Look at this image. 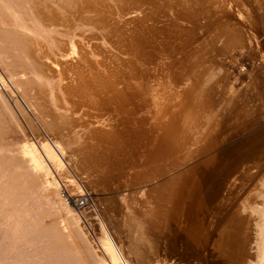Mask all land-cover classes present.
I'll use <instances>...</instances> for the list:
<instances>
[{
    "label": "bare ground",
    "instance_id": "bare-ground-1",
    "mask_svg": "<svg viewBox=\"0 0 264 264\" xmlns=\"http://www.w3.org/2000/svg\"><path fill=\"white\" fill-rule=\"evenodd\" d=\"M109 1L110 0H0V51H7L11 54V56L13 54V56H15L14 61L15 58L17 60L14 62L12 57H8L12 61L7 62L6 60L5 62L4 58H2V55L0 59L2 61L1 63L4 65L3 68L5 67L7 73L13 77L15 84L21 88L25 98L30 101V106H36L41 112L55 111L59 113L58 116H55L56 118L51 123H48V127L50 129L58 130V133L61 135L59 137L55 136V139H52L53 137L50 136V138L46 135L47 137L41 136V138L37 136L39 139L34 137L36 140H31V137L28 138V140H25L24 138L26 135L21 133L22 136H25L23 138L20 137L21 141H19L20 144L18 146L13 144L14 141L13 143H8L6 137L11 133L10 129L7 128L8 123L6 124V121L4 120L9 117V120H13L12 123L15 122L14 125H16V122H19V120L16 121L14 116V111L17 110L12 108V111L10 105L8 104L9 101L7 103L5 100L6 97L4 98L3 93L0 91V108L5 113L4 116H7L5 119L3 116L0 117V264H212L213 259H215V257H212V255H210L208 252L210 244L212 249L215 246V240H212L209 236L211 227H207L204 229V231H199V235L197 236V228H193V223L190 225H184L183 221L180 220L181 208H179V205L181 206L184 199L185 182L183 180L185 179L183 173L179 172L181 164L178 161L174 163L168 170L172 171V175L166 178V180L163 181L160 186L162 190L161 194L163 195L161 198L163 201H165L168 207L165 209V216H167V240H165L162 245L156 246L155 248H152L149 245L150 239L148 238L146 239V243H148L147 245L149 246H146L148 249L145 248L146 250L144 251L142 248L138 247V242H136L137 245H135L136 243H132L128 246H125L124 243L120 242L116 245L114 243L115 241L112 242L105 229H103L104 227L102 228V226L99 227V237L95 235L97 241H95L94 244L93 238H91L92 240L89 239L88 232L86 233V231H84L78 214L73 208L67 206L65 201L58 195V188L60 185L55 179V175H53L52 171H57L62 175L61 172L64 168V160H62L61 155L65 153V146L63 142L67 144L69 143V146L72 142H75L70 141L71 139L69 138L68 133H61L60 124L62 122L70 123L72 128L75 126L80 127V125H83L85 128H87V133L84 132V138L87 139L85 141H91V143L95 146L101 147V151L103 152L102 155H105V162H107L106 156L111 152L116 151L113 147V136L107 135V133L91 125L90 122L87 124L88 122L85 121L86 125H79L77 121L80 120V118L75 117L78 116V114L79 117L81 114L91 116L90 110H96L100 113V115L109 113L112 115L113 120L115 119V122H122L130 120V118L135 119L137 116L136 114L140 112L139 110H142L148 106L147 100H145V98L143 99L141 96L142 94H145V88H143V92L141 93L140 90H142V88L138 90L139 96L137 97V101H139L136 102L135 105L132 104V106L129 105L131 102L129 99L131 98L130 96L133 95L130 94L134 88L130 89V92L127 91L126 93H129L130 98L128 97V100L126 101L130 102L127 106L124 104V99H126L124 97V91H126V89H120L132 86L130 82H125V86L124 84H122L121 87L118 86L119 83L121 84V82H123L121 80L123 79L124 75L119 74L121 76L119 77L118 73L120 71V66L122 65L121 63L125 61L124 57L123 59L122 57H119V61L124 60L123 62H103L102 60L93 57V52L97 50L95 48H98V46L103 44L106 40H109L108 42L112 40L115 43L120 44L121 41L124 39L127 40L129 38L128 41L130 43H134L132 44V46L134 45L133 47H135L136 42L142 43V39L140 38V40H137V36L132 34L129 30L128 32H130L132 35H128L126 37L123 35L122 37L121 26L119 28L120 30L116 27V21L118 19L120 22V19L123 16L129 17L133 15L134 10L129 11V5H127L128 10H126L127 8H124V5H126L128 1L118 0L117 4V2H115L116 0H113L114 3L117 4H114L115 6H112L111 4L109 5ZM134 1L135 2L133 3H136V9L140 8L141 6L144 7V4L147 8V13L144 14L146 15L145 19H147L148 23L146 24L144 19V23L142 22L143 25L146 24L143 31L144 35H142L145 36L146 34L145 41L147 47L149 46L151 48H157L161 43L163 44V42L167 44L169 40L167 39L168 41H166V37H169V35L167 36V31L169 32V29L170 31L174 29L173 32L177 30L181 33L179 34L177 31H175V33L179 34L177 37L173 33L175 37H173V43L170 41V43L173 44L171 50L168 48V46L164 49H161L158 55L160 56V60H158V64L160 63V66L145 67V65H153V62H134L136 63L135 68H133L135 70H132V68H130L131 65H129L131 71L129 69L128 70L130 72L134 71V74L131 73L130 77L132 75L133 79H136V81L140 82L143 81V78L147 77V80H145L149 81L147 84L152 81L156 83L157 80L160 81L163 78L166 79L163 88L161 87L162 89L160 90V92H162L160 95L161 97L163 95L164 100L162 103L158 102L161 105L159 106L158 110H155L156 120L158 123L172 124L175 121L177 122L179 118L182 120L184 118L182 121V126H186L187 123H199L202 128L205 129V127L213 123L217 112L215 111L216 108L213 107L212 110H207L205 114L201 115L193 108L194 102L196 106L201 108L200 101L195 99V95L189 98V95H192L195 92L194 86L199 81V73L196 71L194 65V62H197L198 59H195L189 65H185V62H190V53L193 51L192 45L197 41V38L195 39L193 36V31L198 29L205 31L206 29H209V23H213V20H218V29H222V31L219 30L220 32L215 35L213 34V36L211 34V36L209 35L210 37L208 39H210V42L213 43L211 46V51H213V53L210 51L208 58H202L200 59V62H206L209 60V58L211 61L213 59L215 61L217 56H223V58H227L228 55H230L229 57L233 59L234 62L236 59L240 58H242V60L246 59L249 62H253L250 59L254 57L252 56L249 58L250 54H252L249 51L252 50L255 51V54L258 52V54H260L259 57L261 56V59L264 60V0ZM131 4L130 6L132 7ZM164 6H166L169 11H167V9L165 11V9L162 8ZM227 14H232L233 17L235 16L234 18L237 19L236 22H240L241 25L247 26L244 28L249 27L250 33H247L249 36L247 35L248 37L246 39H244L239 34V32L234 29L235 26L232 27V24L229 23L230 21L228 19H224ZM137 16L139 15L137 14ZM143 17L145 16L143 15ZM225 18H227V16ZM258 21L263 23V29L259 27ZM180 22L181 24L185 23L186 25H189L188 28L186 25L185 27L181 26ZM127 23L125 22V24ZM123 27L127 28L128 26ZM223 29H228V31H225L224 33ZM189 31H191L192 34ZM133 32L135 33V31ZM137 33L138 32H136V34ZM201 33L203 36H205L204 32ZM176 39L180 41H176ZM108 42H105V45H107ZM65 45H71V49L75 46L79 47V51H77V56L75 58H70V49V53H67L64 47ZM138 47L139 45L137 48ZM104 48L105 50L103 51H106L105 46ZM101 52L102 51H100V53ZM147 54V60L152 59L150 52L146 53V55ZM73 55L74 54H72V56ZM6 56L7 55H5V57ZM104 56L107 57L108 55ZM110 57L111 56L108 58ZM108 58H105V60ZM116 58L119 59L118 56ZM143 58L145 57L143 56ZM102 59H104V57ZM111 59L112 61H115V57L114 59L111 57ZM131 59L134 61L133 57ZM220 59H217L218 62H222ZM127 60L130 61V59ZM147 60L144 59L143 61ZM125 62L126 64L128 63L127 61ZM130 62L133 64L132 61ZM130 62L128 64H130ZM166 62H175V68L165 71L164 69L168 67L166 66ZM181 63L182 67H186L183 69V72L177 76L175 75V72ZM123 66L124 63L121 68ZM18 67L23 68L22 73L26 71L29 72L31 76L27 75V78L25 76V78L20 76L21 73L19 72L22 70V68ZM18 69L21 70L17 72L16 70ZM126 71L127 70H125V72ZM130 77L129 79H132ZM133 79L132 83H135L133 82ZM123 80L129 81L128 79ZM158 85L161 86V84ZM140 86L138 88H140ZM216 86L217 84L214 87L216 88ZM18 87L15 89V91L17 89L19 90ZM135 88L138 89L137 87ZM150 88L151 84L146 88V90H149ZM136 89H134V91ZM204 90L209 94L214 91V88L213 86H208ZM121 91H123L124 95ZM155 91L157 93L158 89ZM179 95H182V99L180 101L175 99L176 96L178 97ZM133 97L135 99V95H133ZM18 104H20V102ZM224 104H227V101L224 102ZM22 107L18 106L17 108L22 109ZM32 112H35V115L37 116L36 111ZM175 117L179 118L174 120ZM25 118L28 119V117ZM45 119L46 118H44V120ZM47 120L49 121V119H46V121ZM36 121L38 122V119ZM93 123L94 122H92V124ZM30 124L32 125V122ZM17 125L19 126V123ZM175 125H177V123L173 124V126ZM20 126L22 128V125ZM83 126L80 129H82ZM12 128L11 132L13 130ZM21 128H18L19 133L22 130ZM14 129H16V127ZM46 131H44V133ZM64 131L67 130L65 129ZM73 131L75 132V129ZM82 131L85 130H81V132ZM24 132H26V130ZM78 132H75L76 135ZM17 133L15 134L16 137L19 136ZM75 133H73V135ZM73 135L71 133V136ZM84 138L82 139L81 136L82 140H84ZM169 140L170 142H168V147L170 148L178 146L183 141H180V138L173 133L170 134ZM77 141L79 140L77 139ZM11 144L15 145L16 147L12 146ZM82 145H84V143ZM86 148H84L83 152H85ZM80 160L79 162L82 161ZM81 163L84 165L85 162ZM61 175L60 177L62 178ZM60 177L59 179H61ZM133 177L136 178L137 174H135ZM63 178L65 179V184L72 186L77 185L71 175H63ZM130 181L129 179H126L124 180V184L128 186ZM76 191L80 192L82 189H80V187H76ZM143 192L144 191H141V193ZM144 196L147 197V193ZM132 198H128V201L133 202L134 198ZM143 200L145 201V198ZM147 200L145 202L148 204L149 201L147 202ZM136 201L140 203L138 199ZM130 202L128 206L132 204ZM135 202L132 206L135 204L137 205ZM139 206L142 207L141 204ZM144 207L147 211H145V214L147 213L145 216L147 217L148 215L147 219H145V222L142 218L139 219L137 217V219H139L138 221L135 218L134 219L138 222V225L136 226L139 228L138 230H140L139 222L140 224L144 222L143 224H145L144 227L146 232L143 233L147 234L150 231V220L148 219L151 218V214L146 208L147 206L145 205ZM127 208L125 209L126 211L129 209ZM64 210L65 214H62V211ZM133 210L135 209H132V211ZM132 211L131 209L129 212L127 211L129 213L127 217L130 215V213H133ZM252 212H254L253 214L255 215V226L257 228V231L254 233L258 262L255 264H264V199L262 203L258 204V206ZM133 215L134 214H132V216ZM173 215H176V218H173ZM135 216L138 215H134V217ZM139 217L141 216L139 215ZM124 218L126 219V217ZM129 219L130 218H128V220ZM131 219L134 221L133 218ZM132 220L129 221L133 222ZM103 224H105L104 221ZM125 224L128 223L124 222V225ZM133 225H136L135 221L134 224L129 226L133 228ZM106 229H108V227ZM142 230L144 229L141 228V234ZM109 231L107 232L109 233ZM138 234L136 233V238H139L137 237ZM146 234L139 236L142 237ZM132 235H134V233H132ZM135 239L133 240L135 241ZM137 241L140 242V240ZM144 241L140 242V244H144ZM130 254H132L136 262H134L135 260L132 261Z\"/></svg>",
    "mask_w": 264,
    "mask_h": 264
},
{
    "label": "rangeland",
    "instance_id": "rangeland-1",
    "mask_svg": "<svg viewBox=\"0 0 264 264\" xmlns=\"http://www.w3.org/2000/svg\"><path fill=\"white\" fill-rule=\"evenodd\" d=\"M114 1L110 0L109 5L111 4L112 6H115L114 4L116 3H114ZM127 1L128 3H126ZM127 1L125 2L126 5H124V8H127L126 10H128L127 5H129V11L134 10L133 11L134 16L133 15L129 17L123 16L121 18L122 20L120 19V22L118 21L119 20L118 19L116 21V27L119 29L121 26L122 37L123 35L124 37H126L128 35L135 34L137 36L136 37L137 40H140V38L142 39V43L136 42L135 47H133L134 45L132 46V44L134 43H130L128 41L129 38L127 40L124 39L123 41L120 42V44L115 43L112 40H110V42H108L109 40H106L103 43L102 40L101 42L104 45L101 44L100 42L101 45H99L98 48H95L97 50L95 49H94L95 51L93 50L94 51L93 57H95L96 59L98 58L103 62H123L125 60L129 63L130 61H132L134 65L131 64V62L130 64L128 63L126 64L125 61L123 62L124 63V66L122 67L123 71L125 72V70H127L126 72L128 73L126 72L124 73L122 71L121 66L123 65V63H121L122 65L120 66V71L118 73L119 77H121L120 75H124L125 78L122 76L123 79L129 80V81H124L122 79L121 81L123 82H121V84L120 83L118 84L119 87H121L122 84H124L125 82L127 83L130 82L132 86L128 87L129 89L127 87H125L124 89L122 88L120 89L119 87L118 88L120 90L126 89V91H124L125 95L123 94V91H121L124 97L126 98V99L123 98L124 104L126 106L130 101L131 102L129 103V105L131 106L132 104L135 105V103L139 101V100L137 101V97L139 96L138 90L142 88V90H140L141 93L143 92V88H145L144 91H146L145 92L146 95L142 94L141 96L143 97V99L145 98V100H147L148 106L143 108L142 110H139L140 112L136 114L137 116L135 117V119L130 118V120H126L122 122H115V119L113 120L112 115H110L109 113L100 115V113L96 110H90L91 116H87L85 114L80 113L81 114L80 117L79 114L78 116L75 117V118L77 117L80 118V120L77 121L79 125L80 124L86 125V122H88L87 124H89L90 122L91 125L107 133V135L113 136V140H114L113 147L116 151L111 152L108 155L106 154L107 162H105L106 161V159L104 158L105 155H102L103 152L101 151V147L95 146L94 144L91 143V141H85L87 139L84 138L85 136L84 132L87 131V128H85L83 125H82L83 126L82 129H80L82 127L81 125L80 127L75 126L76 128L75 127L72 128L70 123L62 122L63 124L62 123L60 124L61 133L62 132L64 134L68 133V136L71 139L70 141L71 142L75 141V142L71 143L72 146L71 144L69 146L68 145L69 143L67 144L63 142L65 146L64 149L65 153L62 154L61 157L62 160H64L63 170H66L67 173L66 171L62 170L61 172L62 175H61L57 171L54 170L52 171L53 175H55V179L58 181L60 185V187L58 188V195L61 199L65 201L67 206L73 208L72 204L70 202H67L65 199L67 193L70 194L76 193L77 192L76 187H80V189L84 191H88L89 193L92 194L98 208V216H94L93 218L95 219H93L90 215L84 216L87 222L89 223V225L86 224L87 222L81 216V214L76 212L74 208L73 209L80 217L84 231H86V233L88 232V234L90 235L89 236L87 234L89 239L93 238L94 244L95 241H97L96 236L99 237L100 235L99 227L102 226V228L104 227L103 229H105L107 235L110 237L112 242L115 241L114 243L116 245L120 242V243H124L125 246H128L129 244L132 243L135 244L136 242H138L139 245L138 247L142 248L143 251L148 249V247L146 246L149 245L152 248H155L156 246L162 245L165 242V240H167V233H166L167 216H165V209H167L168 207L165 201H163V199L161 198V196L163 197V195L161 194L162 190L160 186L162 182L166 180V178L172 175L171 174L172 171H168V170L171 168V166L174 163L178 161L181 164L179 172L183 173L185 179L183 180L185 182L184 199L181 206L179 205V208H181L180 220L183 221L184 225H190L191 223H193V228L195 229L197 228L196 230L197 236L199 235V231H204V229H206L207 227H211V230L209 231V236L211 237L212 240H215V246L212 249V246L210 244L208 252L210 255H212V257H215L216 260L218 259L217 262L215 259H213L212 264H221V263L222 264H255L256 262H258L257 250L255 248V233H254L257 231V228L255 226V219H254L255 215L253 214L254 212L252 211H254V209L258 206V204L262 203L264 199V60L261 59V56L259 57L260 54H258V52L255 54V51L252 50L249 51L250 53H252L250 54L249 58L253 56L254 58L250 59L253 62H249L246 59L242 60V58L236 59V61L234 62V60L229 57L230 55H228L227 58L225 57L223 58V56L221 57L217 56V58H215L216 59L215 61L214 59L211 61L209 58V60L206 62H200V59L202 58L207 59L208 56L210 55L211 46L213 43H211L210 39L208 38L211 35L213 36V34L215 35L218 32H220L219 30L222 31V29L221 28L218 29L219 27L217 26L219 25L218 20L215 21L213 20V23H209V29H206L207 31L206 30L203 31L202 29L193 31L194 32L193 36L195 37V39L197 38V41L192 45L193 51L192 53H190L191 54L189 58L190 62H185V65H189L192 61L198 59L197 62H194V65L196 71L199 73V77H198L199 81L194 86L195 92L192 95H189V98L195 95V99L200 101L201 108L199 106H196L195 102L193 104V108L198 111L197 113L203 115L207 112V110H212L213 107H215L216 108L215 111L217 112V115L215 116L213 123L209 124L207 127H205V129H203L199 123H194V124L187 123L186 126H182V121L184 120V118L182 120L179 117L174 118V120L175 119L177 120L179 118L177 122L176 121L174 122L177 123V125L175 126H173L174 123L172 124L171 123L161 124L160 122L158 123V121L156 120L155 110L156 109L158 110L159 106L161 105L159 103L160 102L162 103L164 100L163 95L162 97L160 95L162 93L160 92V90L163 88L166 79L163 78L160 81L157 80L156 82L157 84L153 81L147 84L149 82V81H145L147 80V77L143 78L142 79L143 81L141 80L142 82L136 81V79L132 78V75L130 77L131 73L134 74V71L130 72L131 71L130 68H132V70H135L133 68H135L136 63L134 62H153V65L152 64L145 65V67L160 66V63L158 64V60H160V56L158 55L161 49H164L168 46V48L171 50L173 46V44H171L173 43V37H175V35L177 37V35H179L181 32L175 30L177 31V33H179L177 34L175 33V31L173 32L174 29H172V31H170L169 29V32L167 31V36L169 35V37H166V41L169 40L167 44L163 42V44L161 43L162 45L160 44L157 48L154 47L151 48L149 46L147 47L145 41L146 34L145 36H143L144 28L148 23L147 19H145L146 15L144 14L147 13L146 5L145 4L143 5L145 8L141 6L140 8L136 9L135 7L136 3L135 4L133 3L135 2L134 0H127ZM115 2H117L118 4V0H116ZM130 4L132 5V7L130 6ZM134 7L137 10V12L134 9ZM162 8H164L165 11L166 9L167 11H169V9L166 6ZM137 14L140 17L137 16ZM142 14L145 17H143ZM226 16L227 18H225ZM226 16L224 17V19H228L230 21L229 23L232 24V27L235 26L236 28L234 27V29L237 32H239V34L244 39H246L249 36V34L247 33H250L249 27L244 28L247 26L241 25L240 22H236L237 19L234 18L235 16L233 17L232 14L231 15L227 14ZM143 19L146 22V24L144 25L142 24V22L144 21ZM125 22L128 23L125 24ZM118 23L121 24L119 25ZM185 25H186L185 23L181 24V26L183 27H185ZM258 25L261 29H263L262 22L258 21ZM123 26L127 28H124ZM188 26L189 25H186L187 28ZM134 28L135 29L138 28V29L135 30ZM246 29L249 31H247ZM128 30L132 34L128 32ZM139 30H141L142 32ZM223 30L224 33L225 31H228V29H223ZM133 31H135V33ZM200 31L204 32L205 34L204 33L203 34L205 36H203ZM136 32L138 33L136 34ZM189 32L191 33V31ZM170 37L172 40L170 39ZM178 39H176V41H180ZM105 42H108L109 45L108 44L105 45L106 44ZM125 42L127 43L128 46L126 45ZM130 44L132 47L130 46ZM138 45L139 47L137 48ZM104 46L106 47V51H103L105 50ZM64 47L67 53L69 52L70 49L71 52V53L69 52L71 54L70 58L72 57L75 58L77 56V51H79L78 46L77 47L75 46L76 48L73 47L72 49H71L72 47L71 45L70 46L65 45ZM71 50H73L74 52ZM100 51L102 52L100 53ZM149 52L153 60L152 59L147 60L146 57H148V54L146 55V53ZM1 53H0V57H2L3 55L2 58H4L5 62L6 60L7 62H11L12 60L14 61L15 56H13V54L11 56V54L7 51L6 52L2 51ZM211 53H213V51H211ZM72 54L74 55L72 56ZM95 54H97L101 58H99ZM110 54L115 56H112ZM5 55L7 56L5 57ZM100 55H102L104 59H102L103 57ZM104 55H108V56L106 57ZM109 56H111L113 59L115 57V61L114 60L112 61L111 57L108 58ZM117 56L118 58L122 57V59L124 57V60L119 61L120 58L117 59L116 58ZM143 56L145 58H143ZM8 57L9 58L12 57V60L9 59ZM132 57L134 58V61L133 59H131ZM105 58H108L107 59L108 61L105 60ZM127 59H130V61H128ZM144 59H146L147 61H143ZM217 59L222 60V62H218ZM16 61L17 60L15 58L14 62ZM1 62L2 61L0 59V67L2 69V72L6 78H8L10 81H13L11 83L14 86V90H15L18 86L15 84L13 77H11L9 73H7L5 67L3 68L4 65ZM166 63H167L166 66H168L169 68L167 67L166 69H164L165 71L170 70L171 68L173 69L175 68V62H166ZM129 65H131L130 68ZM185 67L186 66L182 67V63H181L179 67L176 69L175 75L179 76L180 73L183 72V69ZM18 68H22V67H18ZM20 70L21 69H18L16 71L19 72ZM22 72H23V68L19 72L21 73V75L19 73L17 74L22 77L25 76L26 78L28 77L27 75L31 76L29 72L26 71H24V73ZM32 75L35 76L34 74ZM128 75L130 78L133 79V82L135 83H132V79H129ZM136 75H137V71H136ZM137 82L139 83V85ZM140 84L142 87L140 86ZM142 84L144 85V87ZM150 84H151V88L149 90H146V88L149 87ZM158 84H161V86ZM216 84L218 87L216 86L215 88L214 86ZM139 86L140 88H138ZM208 86H213L214 88V91H212L209 94L204 90ZM135 87H137L138 89H136ZM133 88L136 90L134 91ZM130 89L133 90L131 91ZM156 89H158L157 91L158 94L155 91ZM129 90L132 92L130 95L132 94L135 95L136 101L133 95L130 96L133 100L132 101L131 98L129 97V93H126ZM15 92H17L16 94L18 98L15 103L20 102V104L12 103L7 98L5 100L7 101V103L9 101L8 104L10 105L11 109L15 108L14 110L20 112L19 113L17 111H14L15 112L14 116L16 121L19 120V122L16 123L17 124L19 123V126L22 125V128L21 126L19 127L17 124L14 125L15 122L12 123L13 120H9L8 119L9 117L8 118L7 116L5 117L4 116L5 113L0 108V111L2 112V114L0 112V117L3 116L4 119L7 118L5 120L3 118L2 119L6 121V124L8 123L7 128L10 129V133H11V134L9 133L11 136L7 135L6 137L8 143H13L14 141L13 144L18 146L20 144L19 141H21L20 137L23 138L25 135H26L24 138L25 140H28V138L30 137L31 140L32 139L36 140L39 139L38 137L41 138V136L42 137L51 136L53 137L52 139H55L54 138L55 136L56 137L61 136L60 133H58V130L50 129L48 127V123H51L56 118L55 116H58L59 113L55 111L41 112L40 109L39 108L37 109L36 106L35 107L33 105L30 106L31 103L30 101H28L27 98H25V96L21 91V88H19V90L17 89ZM3 96L4 98L6 97L4 94ZM128 97L130 98L129 99L130 101H126L128 100L127 99ZM175 99L180 101L182 99V95L181 96L179 95L178 97L176 96ZM226 101L227 104H224V102ZM25 102L28 103L26 104ZM25 104L28 106V108ZM18 106L20 107L23 106L24 111H23V107L22 109L19 108L21 110L20 111L17 108ZM32 111H36L37 116L35 115V112ZM26 112L28 113V115ZM95 115L98 117H96ZM25 117H28V119ZM41 117L43 118V120ZM34 118L36 120L38 119V122ZM44 118L49 119V121L47 120L48 121L47 122L46 119L44 120ZM20 120L21 123L23 121L24 122L21 124ZM29 122L30 123L32 122V125ZM92 122L94 123L92 124ZM9 127L11 128L13 127L12 128L13 133L11 132V128ZM15 127L16 129H14ZM18 128L22 129V130L20 129L21 130L20 133ZM31 128L32 130L33 129L34 130L32 131ZM65 129L67 131H64ZM74 129L76 133L79 130L77 135L73 131ZM25 130L26 132H24ZM81 130H85V131L81 132ZM44 131L46 132L44 133ZM16 133L19 135L17 136L18 138L15 135ZM21 133L22 134L24 133L25 135L22 136ZM71 133L72 135L73 133L75 134L71 136ZM172 133L177 137H179L180 141L182 140L183 141L178 146L170 148L168 147L169 146L168 142H170L169 137L170 134ZM81 136L82 139L84 138V140L81 139ZM34 137H36V139H34ZM74 137L76 138V140ZM77 139L80 142L82 140V142L80 143L79 141H77ZM83 143L84 145H82ZM13 144L11 145L15 146ZM66 146L69 147L67 148ZM84 148H86L85 152H83ZM79 160L83 163L85 162L84 165L81 162H79ZM135 174H137L136 178L133 177ZM60 175L62 176V178L60 177ZM63 175L64 176L71 175L77 185L72 186L65 184L64 182L65 179L63 178ZM59 177L61 179H59ZM126 179H129L130 181L128 186L124 184V180ZM141 191L144 192L141 193ZM145 191L147 193V197L144 196L146 195ZM132 197L134 198L133 202L128 201V198H132ZM144 198L145 201L148 199L147 200V202L149 201L148 204L143 200ZM137 199L140 201V203L136 201ZM129 202L132 204L128 206ZM134 202L137 203V205L135 204L134 206H132ZM140 204L142 205V207L139 206ZM145 205L147 206L146 208L150 211L151 214V218L148 219L150 220V224H149L150 231L147 234L143 233L146 232V229L144 227L145 224L143 223L145 222V219H147L148 217V215L147 217L145 216L147 214V213L145 214L146 211L144 207ZM127 206L129 209L127 208ZM126 208L128 209L127 210L128 212L130 211V209L131 211L132 209L135 210H133L132 211L133 213H130V215L127 217L129 213L125 210ZM139 210L142 212H140ZM64 212L65 210L62 211V214H65ZM132 214L138 216L134 217V215L132 216ZM139 215L141 217H139ZM123 216L126 217V219ZM137 217L139 219L142 218L144 220V222H142L141 224L139 222L140 230H138L139 228L136 227L138 225L137 221L139 220L137 219ZM128 218H130L129 219L130 221L132 220L131 218L133 219L135 218L137 220L136 221L134 219L136 225H133V228H131L130 226L131 224H134V221L132 220L133 222H130ZM173 218H176V215H173ZM103 221L105 224H103ZM124 222L128 223L125 225L130 228H127L124 225ZM108 224L110 225V227ZM122 225H124L123 226L124 228L121 227ZM107 227L108 229H106ZM141 228L145 230V231L142 230V234L140 233ZM107 231H109L110 234ZM132 233H134V235H132ZM136 233L138 234L137 237H139L140 239L136 238ZM144 234L146 235L140 237L141 235ZM126 236L130 240L127 239ZM132 238L135 239V241ZM147 238L150 239L149 245H147L148 243H146ZM137 240H140V242L145 240L144 242L146 244L144 242L143 243L145 245L140 244V242ZM135 245H137V243ZM130 256L132 261H134L135 259L132 256V254H130ZM134 262H136V260Z\"/></svg>",
    "mask_w": 264,
    "mask_h": 264
},
{
    "label": "built area",
    "instance_id": "built-area-1",
    "mask_svg": "<svg viewBox=\"0 0 264 264\" xmlns=\"http://www.w3.org/2000/svg\"><path fill=\"white\" fill-rule=\"evenodd\" d=\"M0 91L6 96V98L15 103L17 101V94L14 90V87L11 81L6 78L2 72L0 67ZM67 202L72 204V207L81 214V216L85 219V215H90L92 218L94 216H98V208L95 203V200L91 193L88 191L82 190L81 192H76L73 194L67 193L65 196ZM95 219V218H94ZM87 222V220L85 219ZM86 224L89 225L87 222Z\"/></svg>",
    "mask_w": 264,
    "mask_h": 264
}]
</instances>
